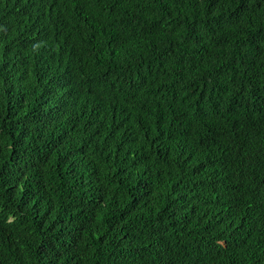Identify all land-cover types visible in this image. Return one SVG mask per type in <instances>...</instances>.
<instances>
[{
	"label": "trees",
	"instance_id": "trees-1",
	"mask_svg": "<svg viewBox=\"0 0 264 264\" xmlns=\"http://www.w3.org/2000/svg\"><path fill=\"white\" fill-rule=\"evenodd\" d=\"M0 264H264V0H0Z\"/></svg>",
	"mask_w": 264,
	"mask_h": 264
},
{
	"label": "clouds",
	"instance_id": "clouds-1",
	"mask_svg": "<svg viewBox=\"0 0 264 264\" xmlns=\"http://www.w3.org/2000/svg\"><path fill=\"white\" fill-rule=\"evenodd\" d=\"M65 14H68V12L61 8V15H65ZM5 72L14 73L16 75V70H14V69H8ZM18 77L20 79H22L23 81H26L28 83V85H30L28 79L33 81V83L40 82V81L36 80L35 78H33L32 76H30V77L18 76ZM183 133H184V130L182 131V134ZM152 144H153V147L156 149V151H158V149H160V147H162V146L164 147L163 155L167 161L166 163L168 164V168L163 170V171H158L154 175L142 177V181L138 185V194H136V196H138L140 193H142L144 191L145 186L148 185L151 188H155V190L157 191V193L156 192L155 193H156L158 200H159L162 197V191H163L162 188L169 185L177 177V175L175 174L176 172L174 170V166L183 163L185 160H184V158L175 159V157H174L176 152L181 149L177 143L175 145H171V146L166 148V145L162 144V142L157 138L153 141ZM199 149H200V147L197 148L192 153V156H194L198 152ZM139 155H142L143 157L146 158V156L144 154H111L109 157L104 158L105 162L108 165L109 171L104 173L103 176L105 177V179H108L110 177L119 175L120 173L124 172L127 169H130L132 161ZM225 155L228 156L229 158L235 160V161L243 160V158L239 154L226 153ZM148 178H151V179H148ZM210 182H211V180H210ZM210 182H209L208 186L212 183L213 190H215V186H214L215 180L211 183ZM136 196H135V198H136ZM135 202L137 205H139L137 199L135 200Z\"/></svg>",
	"mask_w": 264,
	"mask_h": 264
}]
</instances>
